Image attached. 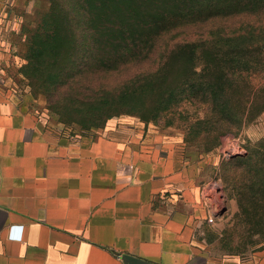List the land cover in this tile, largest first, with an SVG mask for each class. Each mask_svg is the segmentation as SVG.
<instances>
[{
	"label": "crops",
	"instance_id": "1",
	"mask_svg": "<svg viewBox=\"0 0 264 264\" xmlns=\"http://www.w3.org/2000/svg\"><path fill=\"white\" fill-rule=\"evenodd\" d=\"M130 138L53 135L0 91V264H264L210 258L191 163Z\"/></svg>",
	"mask_w": 264,
	"mask_h": 264
},
{
	"label": "trees",
	"instance_id": "2",
	"mask_svg": "<svg viewBox=\"0 0 264 264\" xmlns=\"http://www.w3.org/2000/svg\"><path fill=\"white\" fill-rule=\"evenodd\" d=\"M103 6L113 10L108 21ZM50 8L45 34L59 41L41 59L33 44L27 70L84 125L191 105L190 131L211 146L241 127L262 85L253 80L264 72V35L256 34L264 0H52Z\"/></svg>",
	"mask_w": 264,
	"mask_h": 264
},
{
	"label": "rangeland",
	"instance_id": "3",
	"mask_svg": "<svg viewBox=\"0 0 264 264\" xmlns=\"http://www.w3.org/2000/svg\"><path fill=\"white\" fill-rule=\"evenodd\" d=\"M51 2L0 0V91L8 92L15 101L25 104L53 135L77 141L105 134H126L132 141L138 140L144 151L159 144L172 149L174 157L191 163L192 183L199 189L205 216V221L196 226L195 236L208 256L215 260L244 258L264 249V170H258L264 168V109H261L264 72L255 73L253 81L259 80L262 85L241 127L220 135L211 146L204 137L190 131L187 113L195 111L191 105L180 114L169 111L146 119L137 114L120 113L109 117L102 125H84L75 119L77 115L58 102V94L48 95L39 76L27 70L29 48L33 44L43 49L41 59L59 41H49L45 34V29L51 25ZM90 2L99 4L101 0ZM103 7L105 10H99L106 13L108 21L113 10ZM258 22L256 20V27ZM256 34L261 36L264 32L259 30ZM176 68L172 65L175 70L172 78L178 76ZM226 150L230 153L225 154ZM233 155L238 156L229 159ZM245 164L251 165L250 170H243ZM219 207L226 209L217 215Z\"/></svg>",
	"mask_w": 264,
	"mask_h": 264
},
{
	"label": "water",
	"instance_id": "4",
	"mask_svg": "<svg viewBox=\"0 0 264 264\" xmlns=\"http://www.w3.org/2000/svg\"><path fill=\"white\" fill-rule=\"evenodd\" d=\"M226 208L223 207L220 211V213H222ZM124 259L126 260L127 264H153V263H150V262H146V261H142V260H138V259H135L131 256H124Z\"/></svg>",
	"mask_w": 264,
	"mask_h": 264
},
{
	"label": "built area",
	"instance_id": "5",
	"mask_svg": "<svg viewBox=\"0 0 264 264\" xmlns=\"http://www.w3.org/2000/svg\"><path fill=\"white\" fill-rule=\"evenodd\" d=\"M224 153H225V154H228V153H230V151H229V150H226V152H224ZM222 208H223V207H219V208H218V210H217V213H218V214H217V215H220V214H221L220 211H221ZM208 220L211 221V220H212V217L209 216V217H208Z\"/></svg>",
	"mask_w": 264,
	"mask_h": 264
}]
</instances>
